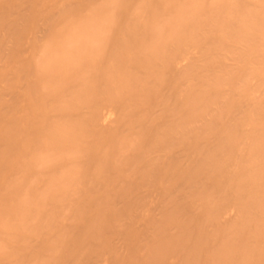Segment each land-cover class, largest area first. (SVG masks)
<instances>
[{"label":"bare ground","instance_id":"6f19581e","mask_svg":"<svg viewBox=\"0 0 264 264\" xmlns=\"http://www.w3.org/2000/svg\"><path fill=\"white\" fill-rule=\"evenodd\" d=\"M0 264H264V0H0Z\"/></svg>","mask_w":264,"mask_h":264}]
</instances>
